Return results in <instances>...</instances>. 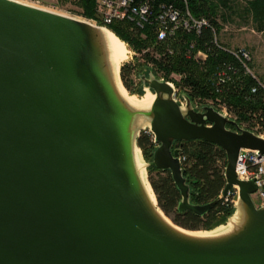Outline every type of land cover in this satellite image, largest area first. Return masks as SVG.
<instances>
[{"label":"water","instance_id":"obj_1","mask_svg":"<svg viewBox=\"0 0 264 264\" xmlns=\"http://www.w3.org/2000/svg\"><path fill=\"white\" fill-rule=\"evenodd\" d=\"M91 25L0 0V264H264V207L251 198L254 180L235 173L240 150L264 154V139L212 107L195 111L185 98L182 109L152 73L140 76L155 95L149 111L128 107L94 35L109 30ZM139 115L158 144L143 171L170 173L179 212L203 216L217 200L190 204L174 142L202 140L224 151L222 196L237 188L246 213L239 231L192 238L153 213L128 154Z\"/></svg>","mask_w":264,"mask_h":264},{"label":"trees","instance_id":"obj_2","mask_svg":"<svg viewBox=\"0 0 264 264\" xmlns=\"http://www.w3.org/2000/svg\"><path fill=\"white\" fill-rule=\"evenodd\" d=\"M71 1L79 7L84 18L96 19L95 0ZM245 1V14H250L252 20L262 28L264 0ZM228 2L229 0H155L156 10L161 4L173 5L180 10L182 16L187 10L191 17L207 21V25L199 33L179 28L161 41L157 40L154 32L156 24L153 18L142 28L136 27L130 21H113L108 24L106 28L125 43L129 50L148 49L143 58L146 63L151 64V69L145 68L136 59L121 65L119 76L126 91L130 95L142 96L144 86L140 76L148 77V73H152L158 80H171L176 88L174 97L178 100L179 96L184 102L187 98L195 109L209 107L206 102H219L235 117L237 125L253 121L264 123V88L244 73L233 56L223 50L231 47L224 45L219 39L218 13L221 8H229ZM97 25L102 26L99 22ZM198 52L205 54V58H198ZM225 65L231 68L226 71V80L220 82L216 74ZM134 79H137L136 85ZM196 103L203 105L198 108ZM136 145L145 162L150 163L158 144L152 141V134L147 129L140 131ZM173 149H177L179 156L184 158L181 169L189 187L190 204L206 205L215 200L217 202L203 216H196L189 211L179 212L177 206L180 193L170 173L150 166L147 169V179L159 209L175 225L190 231H210L224 225L235 209L231 198L222 196L226 165L224 151L202 140L177 141L174 142Z\"/></svg>","mask_w":264,"mask_h":264},{"label":"built area","instance_id":"obj_3","mask_svg":"<svg viewBox=\"0 0 264 264\" xmlns=\"http://www.w3.org/2000/svg\"><path fill=\"white\" fill-rule=\"evenodd\" d=\"M154 2L155 0H95L98 7L99 22L102 27H106L113 21L126 19L133 22L136 27L142 28L148 20L153 18L156 24L154 32L158 41L163 40L167 35L173 34L179 28L199 33L200 29L207 25L205 19H195L190 16L187 10L182 16L180 10L173 5L161 4L156 10L154 9ZM223 50L233 56L246 75L254 78L257 84L264 88V84L258 80L251 69V56L248 50L233 47L224 48ZM196 56L201 59L205 58V54L202 52H198ZM230 68L229 65H225L218 70L216 74L218 81L224 82L226 80V71H230ZM159 80L169 85L173 91H176L175 85L171 80L164 81L162 78ZM144 90L148 89L144 87ZM252 91L254 92V90ZM207 106L221 113L226 119L236 122L235 117L219 102L216 104L209 102ZM194 110L202 111L195 108ZM238 126L240 129L250 131L264 139V123L253 121L249 124H238ZM148 132L150 131L148 130ZM152 141L156 143L153 134ZM178 159L180 164H182L184 158L178 156ZM235 173L239 181L254 180L256 191L251 195V198L255 207H264V154L259 153L257 150H240L236 161ZM234 195H237V188H234L233 195L229 197L232 203Z\"/></svg>","mask_w":264,"mask_h":264},{"label":"rangeland","instance_id":"obj_4","mask_svg":"<svg viewBox=\"0 0 264 264\" xmlns=\"http://www.w3.org/2000/svg\"><path fill=\"white\" fill-rule=\"evenodd\" d=\"M22 4H26L28 6H32L35 8H39L45 11L53 12L56 14H60L67 17H72L79 20H85L94 24L96 26L99 22V14L98 7L96 5V19L88 20L81 15V10L73 1L60 2L58 0H13ZM247 4L245 0H229L228 9L221 8L217 18L218 25L220 27L219 31V39L220 41L229 47L234 48H244L248 50L251 56V69L254 75L264 82V26L262 28L258 27V24L255 23L250 14H245L244 9ZM128 21L126 19L121 20L120 22ZM100 23V22H99ZM133 23V22H131ZM102 27V26H101ZM106 28V27H105ZM122 42V41H121ZM126 53V59L122 61L120 64H124L127 62H133L134 59L137 60L138 63L144 65L145 68L151 69V64L146 63L143 55L148 52V49H142L141 51H136L133 49H128L126 44L122 42ZM120 65V67H121ZM146 70V69H145ZM122 84V83H121ZM134 84H137V79H134ZM123 86V85H122ZM124 88V87H123ZM147 89V88H145ZM126 91V89L124 88ZM146 90H144L145 93ZM127 94L135 99H141L142 96L130 95L128 91ZM153 93L152 91H150ZM154 94V93H153ZM172 99L182 108L185 109L186 103L178 96V100L172 96ZM179 99H181L179 101ZM209 103V102H206ZM203 104L196 103V106L199 108ZM194 109V108H193ZM148 129V128H144ZM149 130V129H148ZM139 159L142 165H146L142 153L139 149L138 152ZM147 168L144 169V177L147 181ZM148 184V183H147ZM237 201V195L233 197V206ZM165 216V215H164ZM172 224H174L170 217L165 216ZM175 225V224H174ZM177 226V225H176ZM178 227V226H177ZM203 231V230H199ZM195 232V231H193Z\"/></svg>","mask_w":264,"mask_h":264},{"label":"bare ground","instance_id":"obj_5","mask_svg":"<svg viewBox=\"0 0 264 264\" xmlns=\"http://www.w3.org/2000/svg\"><path fill=\"white\" fill-rule=\"evenodd\" d=\"M90 23V22H89ZM91 24V23H90ZM92 24L91 26L94 28ZM101 32L94 33V35L99 37L97 40L98 44L101 45L102 52L106 55V59L108 60V63L112 67L113 71V85H114V92L116 93V96L124 102L128 107L132 108L133 110L137 111L139 114L146 113L149 111L150 106L152 102L155 99V95L151 93L149 90H146L143 94V97L141 99H135L127 94V92L124 90L121 80L119 77V69H120V63L126 59V48L125 45L122 44V42L110 31H104L100 30ZM95 41V40H94ZM95 53H97V50L95 49ZM149 125L148 120L143 117L142 115H139L135 118V120L131 124L130 131L128 133L130 138V150H129V159H130V167L133 173V176H135L141 188V193L146 201L147 206L153 211V213L156 214V216L161 219L162 222L167 224L172 229L176 230L177 232L197 239H207V240H214L219 238H225L228 237L237 231H239L244 224L246 220V213L243 205L237 200L235 203V212L232 214V216L227 220V222L224 225L218 226L217 228L210 230V231H186L183 229H180L176 226H174L164 215L163 213L156 207V202L154 195L144 182V171L143 166L139 159V149L136 147L134 140L137 136L140 129L147 128ZM128 136V138H129Z\"/></svg>","mask_w":264,"mask_h":264}]
</instances>
